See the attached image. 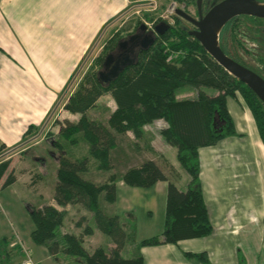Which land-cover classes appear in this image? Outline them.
<instances>
[{
	"label": "trees",
	"instance_id": "obj_1",
	"mask_svg": "<svg viewBox=\"0 0 264 264\" xmlns=\"http://www.w3.org/2000/svg\"><path fill=\"white\" fill-rule=\"evenodd\" d=\"M174 1L183 4V11L186 13H189L187 7L194 4L198 17L213 4V0H201L199 9L198 0ZM254 1L264 3V0ZM238 18L234 17L223 25L219 32L218 44L225 54L247 66L229 51L227 45V35L235 36L234 29ZM252 20L256 30L261 32L262 22L255 18ZM158 22L160 19H157L156 23ZM140 23V20L130 21L105 42L103 53L96 58L97 66H92L82 76L63 105L66 111L79 114L80 119H64L59 124V134L70 138L75 133H88L92 138L89 143V155L98 162V168H101L110 163L108 151L117 146L114 143L116 136L130 132L138 139L142 136L144 125L162 119L165 126L160 129V134L166 142L176 148V159L188 175L186 188H179L150 158L127 167L120 174H111L107 182L98 186L82 176L87 170L88 157L71 159L61 150L53 198L62 204L84 205L93 213L96 227L111 238L113 246L109 249L100 246L89 251L81 236L72 232H58L66 210L50 203L27 208L33 224L30 238L34 243L43 244L51 255L62 251L67 255L79 257V264H144L141 255L123 257L119 254L127 235L125 228L119 215L107 213L97 202L101 190L104 199L116 200L117 181L140 188L151 187L158 181H165L167 184L163 229L160 234L142 238L138 245L177 243L182 239L200 238L211 234L213 227L202 193L198 149L237 134L227 107L228 97H241L252 114L264 146V103L243 82L231 76L208 55L199 41L190 34V23L178 15H174V23L168 25L148 49L136 51L134 64L124 69L114 81L102 84L97 78V67H101L108 52L115 50L117 41L135 32ZM183 86L197 89V95L176 98V89ZM205 87L214 89V92H206L203 89ZM107 93L111 95L115 107L106 123L89 118L88 110L94 108L98 99ZM35 128L36 125L29 124L22 136L32 133ZM5 148V143L0 141V153ZM60 148L63 147L60 145ZM3 161L0 162V177L7 166ZM10 180L8 175L5 182ZM6 243V238L0 239V257H3L2 246ZM184 255L200 264H211L203 251H186Z\"/></svg>",
	"mask_w": 264,
	"mask_h": 264
},
{
	"label": "crops",
	"instance_id": "obj_2",
	"mask_svg": "<svg viewBox=\"0 0 264 264\" xmlns=\"http://www.w3.org/2000/svg\"><path fill=\"white\" fill-rule=\"evenodd\" d=\"M130 2L133 1L0 0L1 142L12 145L23 138L29 124L38 125L53 100L49 93L54 94L53 90L82 61L99 29H105ZM62 37L70 38L66 48L61 44ZM53 69L62 70L55 73ZM227 107L237 134L198 149L202 193L213 227L211 234L177 243L138 245L127 257L141 255L144 264H200L187 258L184 252L203 251L211 264H264V146L252 114L242 100L238 96L228 97ZM157 120L155 129L159 131L165 121ZM147 126H143L142 136ZM155 143L166 141L159 139ZM162 148L161 152H170L171 158L164 156L176 166V151L165 144ZM147 158L159 163L154 156ZM158 165L172 178L169 166ZM17 181L18 177L13 178L7 186ZM124 185L117 183L115 201L121 197L118 191ZM166 185L165 181H158L150 188L163 196ZM51 204L68 210L55 202ZM32 228V223L10 225L0 219V239H7L3 249L9 264H24V250L31 256L37 251L35 246L39 245L30 238ZM22 240L28 247L21 245ZM112 246L110 243L109 247ZM43 251L47 252L45 247L40 250L45 258ZM32 258L39 264L36 257ZM0 264H4L3 257Z\"/></svg>",
	"mask_w": 264,
	"mask_h": 264
},
{
	"label": "rangeland",
	"instance_id": "obj_3",
	"mask_svg": "<svg viewBox=\"0 0 264 264\" xmlns=\"http://www.w3.org/2000/svg\"><path fill=\"white\" fill-rule=\"evenodd\" d=\"M130 1L133 2L128 3L124 11L110 20L105 29L100 28L99 32L94 35L89 45L90 48L86 51L78 66L70 71L66 81L53 90L54 94L49 93L53 100H51L49 109L43 119L36 125L35 131H32L18 142L6 146L5 150L8 152L0 158V162L5 160L3 162L7 164L3 172L6 173L5 178L0 181V219L3 222L18 225L24 221L31 225L32 222L27 208L55 202L60 207H68L63 224L58 232H72L81 236L84 246L89 251L100 246L110 248L109 244L113 243L111 238L96 227L93 213L90 210L81 203L62 204L53 198V187L58 178V157L61 150L65 151L66 156L71 159L88 157L87 170L82 176L98 186L107 182L111 174H120L127 167L137 164L147 157L154 156L160 164L169 166L168 171H170L175 184L181 189L186 188L188 175L185 170L179 165L177 159L176 166L169 163L170 160L164 156L167 154V157L171 158L168 156L169 151L161 152L164 149L162 144L170 147L171 151H176V148L168 142L155 143V140L159 139L165 141L159 132L160 130L155 129L158 124L157 119L146 124L149 126H147L146 132L141 138H134L130 132L122 134V136H116L114 143L117 146L115 145L116 147L108 151L110 163L101 168H98V162L89 155V143L92 138L89 137L88 133H75L70 138H64L59 134V124L64 119L71 121L80 119L79 114L66 111L63 105L82 76L92 66H97L95 61L103 53L105 42L130 21H151L164 13L169 5L174 2V0ZM175 3L178 8H182L180 3L176 1ZM187 8L188 14L197 19L196 6L191 4ZM262 28L264 29V20ZM234 35H227L229 51L264 77V34L256 30L250 17L243 15L238 18ZM69 40V37H62V46L66 48ZM100 68L97 67L98 70ZM61 70L53 69V72L57 73L59 71L60 73ZM203 89L208 93L214 92L212 88L205 87ZM46 93L48 92L46 91ZM196 95L197 89L190 86H183L175 91L176 98L194 97ZM238 97L241 99L239 95ZM114 107V101L111 95L107 93L98 99L94 108L88 110L87 116L93 120L106 123ZM60 145L63 148H60ZM154 161L157 163L156 160ZM13 174L16 176L14 177ZM8 175L11 177L10 182H13V178L17 177L18 181L11 186H7L10 183L5 182ZM121 182L117 181L118 184ZM118 194L121 195L119 200L108 201L104 199V193L101 190L97 202L99 207L107 213L119 215L120 222L127 234L124 244L120 248V254L127 257L133 254V249H137L139 240L161 233L165 195L162 196L160 191L152 190L150 187L140 188L127 185L120 187ZM22 241L20 242L21 245L28 247L25 240ZM38 245L35 246L37 251H34L35 253L33 252L32 256L29 254L31 258L36 257L39 264H79L81 262L79 257L67 255L62 251L55 255L43 251L45 258H42L40 250L41 247L45 246L43 244ZM3 248H6V245L2 246ZM2 255L4 264H9L4 249ZM48 255L51 258H46ZM32 261L35 264L33 258Z\"/></svg>",
	"mask_w": 264,
	"mask_h": 264
},
{
	"label": "water",
	"instance_id": "obj_4",
	"mask_svg": "<svg viewBox=\"0 0 264 264\" xmlns=\"http://www.w3.org/2000/svg\"><path fill=\"white\" fill-rule=\"evenodd\" d=\"M200 7L201 0H198ZM175 12L194 25L190 34L199 41L208 55L231 76L243 82L264 103V77L225 54L218 44L220 29L233 17L250 15L264 18V3L254 0H214L212 6L198 19L180 8ZM167 28L168 24L160 21L154 24L153 29L145 31L146 25L141 22L135 32L120 38L115 50L105 55L97 71L98 80L102 84L114 81L124 69L135 63L136 48L148 49Z\"/></svg>",
	"mask_w": 264,
	"mask_h": 264
},
{
	"label": "built area",
	"instance_id": "obj_5",
	"mask_svg": "<svg viewBox=\"0 0 264 264\" xmlns=\"http://www.w3.org/2000/svg\"><path fill=\"white\" fill-rule=\"evenodd\" d=\"M181 7H183V5H181ZM177 5L175 3V1L173 3H171L169 5V8L166 9V11L160 15H158V17L152 19L151 21H146L143 20L142 22L145 23L146 27L148 28H153V25L155 24V22L157 21V19H160V21H164L165 23H167L168 25L173 24L174 23V15L176 14V9H177ZM5 150V149H4ZM8 151L5 150L4 152L2 151L0 153V158L6 154ZM24 264H34L32 261V258L29 254V252L27 250H24Z\"/></svg>",
	"mask_w": 264,
	"mask_h": 264
},
{
	"label": "flooded vegetation",
	"instance_id": "obj_6",
	"mask_svg": "<svg viewBox=\"0 0 264 264\" xmlns=\"http://www.w3.org/2000/svg\"><path fill=\"white\" fill-rule=\"evenodd\" d=\"M214 1V0H213ZM212 1V2H213ZM216 2H218V0H216ZM181 5V4H180ZM183 5V4H182ZM184 7V6H183ZM183 7L182 8H180V9H182L183 10ZM206 12V11H205ZM175 15H177V14H175ZM240 16H243V15H240ZM244 16H248V17H250L251 19L252 18H255V19H257V20H260L262 23H263V20H264V18H258V17H255V16H250V15H244ZM236 17H239V16H236ZM199 17L197 16V19H198ZM234 18V17H233ZM253 22H254V20H253ZM190 23V25H191V28H190V31L192 30V29H194V25L191 23V22H189ZM155 24H156V22H155ZM154 26V25H153ZM150 29H153V28H148V27H146V30L145 31H148V30H150ZM264 34V29L261 27V34ZM138 50V48H136V50L135 51H137ZM248 68H250L249 66H248ZM251 69H252V67H251ZM253 70V69H252ZM254 71V70H253ZM256 72V71H255ZM257 73V72H256ZM257 74H259V73H257ZM260 75V74H259ZM262 76V75H261ZM263 77V76H262Z\"/></svg>",
	"mask_w": 264,
	"mask_h": 264
}]
</instances>
